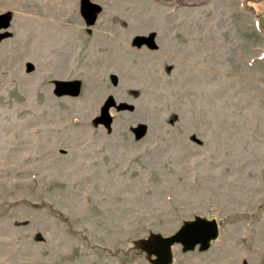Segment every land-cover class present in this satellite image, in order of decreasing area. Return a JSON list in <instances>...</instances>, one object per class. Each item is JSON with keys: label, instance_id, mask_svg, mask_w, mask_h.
<instances>
[{"label": "rangeland", "instance_id": "obj_1", "mask_svg": "<svg viewBox=\"0 0 264 264\" xmlns=\"http://www.w3.org/2000/svg\"><path fill=\"white\" fill-rule=\"evenodd\" d=\"M194 216L172 264H264V0H0V264H148Z\"/></svg>", "mask_w": 264, "mask_h": 264}, {"label": "water", "instance_id": "obj_2", "mask_svg": "<svg viewBox=\"0 0 264 264\" xmlns=\"http://www.w3.org/2000/svg\"><path fill=\"white\" fill-rule=\"evenodd\" d=\"M62 95L76 96L78 84L65 82L58 85ZM218 224L214 219L194 216L191 220L181 222L179 228L169 236L150 233L144 239L130 242L135 251L148 264H172V248L179 246L181 253L205 252L210 244L217 240Z\"/></svg>", "mask_w": 264, "mask_h": 264}]
</instances>
